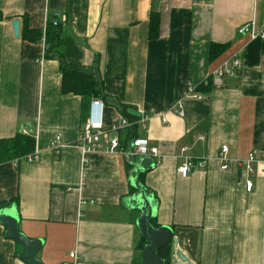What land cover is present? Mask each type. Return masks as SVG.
I'll list each match as a JSON object with an SVG mask.
<instances>
[{
	"label": "crops",
	"instance_id": "obj_1",
	"mask_svg": "<svg viewBox=\"0 0 264 264\" xmlns=\"http://www.w3.org/2000/svg\"><path fill=\"white\" fill-rule=\"evenodd\" d=\"M55 12L67 16L66 60L101 78L106 120L125 116L124 105L141 112V134L160 162L137 156L128 171L130 158L103 153L83 164L76 143L94 98L83 107L82 96L64 93L45 42L21 37L25 26L44 31ZM152 12L160 14L157 39L149 37ZM0 14V139L27 131L41 152L39 162L0 164V201L15 200L5 208L20 217V229L44 240L38 256L45 264L71 263L72 252L78 264L134 263L141 211L128 192L137 168L154 217L172 227L192 264H264V175L248 173L243 162L264 151V39L238 33L250 21L264 31V0H0ZM212 43L229 47L211 59ZM234 54L242 60L235 75L208 92L196 89ZM190 86L203 97L190 96ZM59 133L67 146L56 155ZM223 145L232 159L226 170ZM182 147L204 161L186 177L178 172ZM6 229L0 224V264H25Z\"/></svg>",
	"mask_w": 264,
	"mask_h": 264
},
{
	"label": "built area",
	"instance_id": "obj_2",
	"mask_svg": "<svg viewBox=\"0 0 264 264\" xmlns=\"http://www.w3.org/2000/svg\"><path fill=\"white\" fill-rule=\"evenodd\" d=\"M55 24L58 22L65 23L67 20L66 14L63 12L54 13ZM47 23V21H46ZM46 28V27H45ZM45 31V30H44ZM238 33L242 35H248L251 40L258 38L264 39V31L258 30L254 21L246 22L239 26ZM45 42V39H43ZM242 67V60L239 54H234L223 62L221 66L216 68L211 77L215 86H222L223 78L227 75L233 76L236 71ZM207 82V81H206ZM188 94L194 98L201 99L202 94L198 93L193 86L188 89ZM105 101L102 98H94L91 103V110L89 115L83 121L81 126L79 139L76 143L80 149L83 159V164L87 165L90 160L89 156L92 154H122L127 158H133L142 155H152L157 157L158 162L162 157L160 151L156 147H152L149 144V139L145 136L134 138L129 144L124 145L123 132L127 131L134 125H140L143 130L145 129V119L130 120L129 118L122 116L116 120L108 121L104 115ZM179 114H183L182 110H179ZM24 133H28L24 131ZM35 137H37L35 135ZM205 137H201L204 139ZM67 144L63 141L62 135L59 133L51 143V149L56 155H60L63 148ZM187 147H182L183 162L178 167V172L181 176L186 177L194 168H202L204 161H196L191 156L187 155L185 151ZM40 150L36 144L35 149L30 154L26 155L24 159L29 162L40 161ZM218 159L221 161V169L226 170L229 168L232 159L229 157V146L223 145L218 155ZM245 168L248 173H257L264 175V151L258 152L253 150L243 160ZM254 165L256 166L254 168ZM254 183L251 179L246 180V189L251 191ZM85 203V202H83ZM71 264H78L79 258L76 252L71 254Z\"/></svg>",
	"mask_w": 264,
	"mask_h": 264
},
{
	"label": "trees",
	"instance_id": "obj_3",
	"mask_svg": "<svg viewBox=\"0 0 264 264\" xmlns=\"http://www.w3.org/2000/svg\"><path fill=\"white\" fill-rule=\"evenodd\" d=\"M5 18L4 15L0 14V19ZM8 19H13L7 17ZM63 23L58 22L55 24L53 18H48L45 31L34 30L25 26L22 28L21 37L22 39L29 42H40L45 39V50L44 58L52 59L56 58L59 61L60 70L62 73V91L64 93H74L82 96L83 107H85V102L91 101L93 98L107 99L103 92V86L101 83V78L96 76V74L90 71L87 67L78 64L70 63L66 60L63 51V46L65 43L64 28ZM149 37L150 39H157L160 35V14L158 12H152L150 16V27H149ZM229 47V43H212L210 47V58L215 59L220 54L226 51ZM207 81V82H206ZM202 82L196 89L204 90L205 92L210 91L215 85L212 82V77L209 76L207 80ZM128 106H123V111L125 117L130 120H140L139 117L132 116L128 113ZM87 115L89 112L87 111ZM142 127L140 125H134L128 129L123 135V144L127 145L134 138L142 136ZM36 146V137L33 133H24L22 131L16 133L13 137L1 138L0 139V164L16 159L24 158L26 155L33 152ZM130 161L126 163V169L130 171L133 169L134 165H137L138 157L130 158ZM144 172L139 175L140 182L144 186L147 193L152 196L151 192L145 186L144 183ZM137 188L131 184L128 195L137 193ZM15 200H4L0 201V210L9 206ZM17 202V201H16ZM155 227H159V223L154 217L151 220ZM146 240L141 237L136 249L139 252L136 260L132 264H141V251L146 245ZM173 254V246L168 245L159 251V255L166 259L167 264H171V258Z\"/></svg>",
	"mask_w": 264,
	"mask_h": 264
},
{
	"label": "water",
	"instance_id": "obj_4",
	"mask_svg": "<svg viewBox=\"0 0 264 264\" xmlns=\"http://www.w3.org/2000/svg\"><path fill=\"white\" fill-rule=\"evenodd\" d=\"M14 32L17 38L20 37V20L12 21ZM128 113L135 117H141L142 113L129 108ZM143 170L137 168L133 185L138 192L133 197L134 206L141 211L137 219V226L142 237L146 240V245L141 251V264H167L166 259L159 255V251L168 246H173V254L171 264H192L191 259L181 249L179 239L174 235V230L168 225L155 227L151 220L155 216V205L150 196L140 182L139 175ZM0 224L6 229L7 236L20 244L23 250L19 253V258L25 264H45L38 256L43 247L44 240L42 238H30L20 229V217L11 208L0 210ZM63 264H71L66 262Z\"/></svg>",
	"mask_w": 264,
	"mask_h": 264
}]
</instances>
